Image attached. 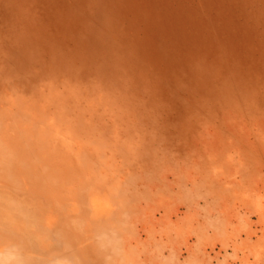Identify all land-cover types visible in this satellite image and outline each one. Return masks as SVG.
Segmentation results:
<instances>
[{
	"label": "rangeland",
	"instance_id": "obj_1",
	"mask_svg": "<svg viewBox=\"0 0 264 264\" xmlns=\"http://www.w3.org/2000/svg\"><path fill=\"white\" fill-rule=\"evenodd\" d=\"M5 145L4 264H264V0H0Z\"/></svg>",
	"mask_w": 264,
	"mask_h": 264
},
{
	"label": "bare ground",
	"instance_id": "obj_2",
	"mask_svg": "<svg viewBox=\"0 0 264 264\" xmlns=\"http://www.w3.org/2000/svg\"><path fill=\"white\" fill-rule=\"evenodd\" d=\"M6 139V138H5ZM5 149L6 150H13L14 149V146H11V147H7L6 145L3 147V150H0V152H4L5 151ZM11 153H9V152H7L6 153V156L3 154V156L4 157H6V158H8L9 159V163H13V159H12V156L10 155ZM1 167V166H0ZM10 211H13L14 212V210H11V209H7V210H4V212H0V223H1V225H3L2 223H3V221H2V219H4V218H7V219H9V223L11 224V228L10 229H14V230H18L17 232H22L23 230H20V228L19 229H17L16 227L17 226H14L13 224L15 223V216H14V218H13V214H11L10 213ZM35 215V214H34ZM39 217V219L41 220V221H43V222H49V220L48 219H46L45 218V215H42V216H38ZM13 218V219H12ZM35 217H33V219H34ZM45 218V219H44ZM33 221V220H32ZM42 222V223H43ZM42 223H40L39 225H38V223H30L31 225H33L35 228H39V229H42V230H44V228H45V226L42 224ZM50 224H52V222H49ZM32 227L31 226H28L27 228H25L26 230H27V232H28V230H30ZM26 235H28V234H26ZM41 235H44V231H42L41 232ZM50 235V234H49Z\"/></svg>",
	"mask_w": 264,
	"mask_h": 264
},
{
	"label": "clouds",
	"instance_id": "obj_3",
	"mask_svg": "<svg viewBox=\"0 0 264 264\" xmlns=\"http://www.w3.org/2000/svg\"><path fill=\"white\" fill-rule=\"evenodd\" d=\"M0 264H4V261L3 260H0Z\"/></svg>",
	"mask_w": 264,
	"mask_h": 264
}]
</instances>
